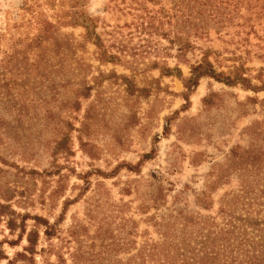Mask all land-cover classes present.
Returning <instances> with one entry per match:
<instances>
[{
	"label": "rangeland",
	"instance_id": "obj_1",
	"mask_svg": "<svg viewBox=\"0 0 264 264\" xmlns=\"http://www.w3.org/2000/svg\"><path fill=\"white\" fill-rule=\"evenodd\" d=\"M22 4L0 0V62ZM83 12L101 48L61 28L64 73L25 94L0 79V264H134L156 242L223 229L246 182L263 208L264 163L229 159L264 153V0H84ZM203 53L244 84L186 89Z\"/></svg>",
	"mask_w": 264,
	"mask_h": 264
},
{
	"label": "trees",
	"instance_id": "obj_2",
	"mask_svg": "<svg viewBox=\"0 0 264 264\" xmlns=\"http://www.w3.org/2000/svg\"><path fill=\"white\" fill-rule=\"evenodd\" d=\"M83 7L84 0H23L22 14L17 26V29L20 28L19 38L12 39L15 51L7 55H4V51V58L0 62V79L4 80L3 86L7 88L8 94L11 90L18 94L31 93L34 85L43 87V83L48 82L49 74L56 73L59 76L64 73L65 66L69 63L66 54L68 44L59 33L61 28L80 27L85 31L83 39H94L97 48L102 47L100 39L92 36L93 27L90 18L84 14ZM47 12L51 14L47 16ZM52 67H55V73L51 70ZM8 74L10 77L7 80ZM178 74L181 76L179 70ZM203 77L224 82L229 86L245 82L236 68L226 74L217 72L206 53H203L196 65L190 67V77L184 87H195ZM18 80L21 82L17 83ZM45 89L46 86L43 90ZM86 92H90V89L85 88L83 93ZM19 116L26 117L21 114ZM45 119L50 118L48 116ZM263 154L253 148H234L231 150L229 166L235 167V171L246 170V167H256L255 171H259L264 163ZM259 180L262 181V178ZM249 184L251 183L246 182L222 209V214L226 215L223 229L213 232L208 230L190 241L183 238L181 242L175 241L173 244L156 242L147 256H143L140 251L137 263L134 264H264V207L261 208L262 202L255 193V186ZM205 194L203 192L202 196ZM255 201L256 208L255 205L252 206ZM244 208V215L234 216L236 210L241 212ZM35 219L45 227L44 234L50 236L51 232L48 231L52 226L40 218ZM37 240L33 233L28 235V247L24 250L26 254H35ZM19 257L27 259L24 254Z\"/></svg>",
	"mask_w": 264,
	"mask_h": 264
}]
</instances>
